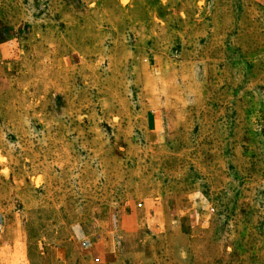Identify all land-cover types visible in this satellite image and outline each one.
I'll return each instance as SVG.
<instances>
[{"label":"rangeland","instance_id":"374dc122","mask_svg":"<svg viewBox=\"0 0 264 264\" xmlns=\"http://www.w3.org/2000/svg\"><path fill=\"white\" fill-rule=\"evenodd\" d=\"M0 264H264V0H0Z\"/></svg>","mask_w":264,"mask_h":264}]
</instances>
